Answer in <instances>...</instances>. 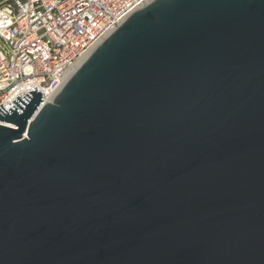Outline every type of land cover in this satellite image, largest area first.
I'll list each match as a JSON object with an SVG mask.
<instances>
[{
  "label": "water",
  "instance_id": "obj_1",
  "mask_svg": "<svg viewBox=\"0 0 264 264\" xmlns=\"http://www.w3.org/2000/svg\"><path fill=\"white\" fill-rule=\"evenodd\" d=\"M41 101L0 106V264H264V0H151Z\"/></svg>",
  "mask_w": 264,
  "mask_h": 264
},
{
  "label": "built area",
  "instance_id": "obj_2",
  "mask_svg": "<svg viewBox=\"0 0 264 264\" xmlns=\"http://www.w3.org/2000/svg\"><path fill=\"white\" fill-rule=\"evenodd\" d=\"M150 1L0 0V106L32 90L52 101L74 65Z\"/></svg>",
  "mask_w": 264,
  "mask_h": 264
},
{
  "label": "bare ground",
  "instance_id": "obj_3",
  "mask_svg": "<svg viewBox=\"0 0 264 264\" xmlns=\"http://www.w3.org/2000/svg\"><path fill=\"white\" fill-rule=\"evenodd\" d=\"M83 61V59L82 60H79L75 65H74V67L68 72V74H67V76H69L80 64H81V62ZM67 78V77H66Z\"/></svg>",
  "mask_w": 264,
  "mask_h": 264
},
{
  "label": "rangeland",
  "instance_id": "obj_4",
  "mask_svg": "<svg viewBox=\"0 0 264 264\" xmlns=\"http://www.w3.org/2000/svg\"><path fill=\"white\" fill-rule=\"evenodd\" d=\"M2 1H11V0H2Z\"/></svg>",
  "mask_w": 264,
  "mask_h": 264
}]
</instances>
